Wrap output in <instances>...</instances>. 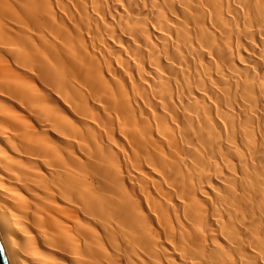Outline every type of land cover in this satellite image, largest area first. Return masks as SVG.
Wrapping results in <instances>:
<instances>
[{"label": "bare ground", "instance_id": "1", "mask_svg": "<svg viewBox=\"0 0 264 264\" xmlns=\"http://www.w3.org/2000/svg\"><path fill=\"white\" fill-rule=\"evenodd\" d=\"M11 264H264V0H0Z\"/></svg>", "mask_w": 264, "mask_h": 264}, {"label": "water", "instance_id": "2", "mask_svg": "<svg viewBox=\"0 0 264 264\" xmlns=\"http://www.w3.org/2000/svg\"><path fill=\"white\" fill-rule=\"evenodd\" d=\"M0 264H11L1 236H0Z\"/></svg>", "mask_w": 264, "mask_h": 264}]
</instances>
